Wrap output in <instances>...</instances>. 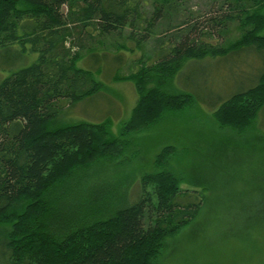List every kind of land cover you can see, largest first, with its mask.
Masks as SVG:
<instances>
[{
	"label": "trees",
	"instance_id": "trees-1",
	"mask_svg": "<svg viewBox=\"0 0 264 264\" xmlns=\"http://www.w3.org/2000/svg\"><path fill=\"white\" fill-rule=\"evenodd\" d=\"M180 1L157 0L141 29L135 0H0V48L30 44L39 55L0 83V255L6 264H155L166 239L198 217L201 202L187 201L188 191L169 170L172 148L157 156L154 165L160 171L143 178L133 204L116 188L87 187L85 175L97 162L119 153L126 135L194 104L191 94L168 92L188 61L250 47L264 51V0H233L234 7L221 8L230 14L209 20L224 28L216 34L224 39L229 22H238L241 34L215 45L205 41L213 32L198 33L193 22L182 21ZM132 12L136 18L130 17ZM168 18L176 22L160 39L170 40L164 48L170 47L150 64L140 61L136 71L112 78L133 83L138 95L120 136L113 134L111 120L60 125L63 103L72 109L106 89L97 78L100 66L79 67L82 52L97 65L95 46L106 47L112 38L124 40L130 31L133 36L147 32L151 41ZM111 47L128 50L118 42L106 48ZM262 108L264 74L256 86L223 102L214 117L221 128L243 133Z\"/></svg>",
	"mask_w": 264,
	"mask_h": 264
},
{
	"label": "rangeland",
	"instance_id": "rangeland-1",
	"mask_svg": "<svg viewBox=\"0 0 264 264\" xmlns=\"http://www.w3.org/2000/svg\"><path fill=\"white\" fill-rule=\"evenodd\" d=\"M135 1L141 16L138 27L144 29L157 0ZM233 4V0H183L179 15L182 21L193 22L198 33L213 32L205 41L215 45L240 37L238 22L227 24L224 39L216 34L224 28L209 23L217 15L221 19L229 16L219 10ZM132 14L131 18L137 17ZM174 22L175 18H168L151 41L147 32L133 36L130 31L124 40L112 38L107 42L106 47L118 42L128 50L95 46L97 65L82 52L85 59L79 67L96 70L100 66L103 71L97 78L106 89L72 109L63 103L66 111L58 116L60 125L111 120L113 134L120 136L138 95L133 83H115L112 78L117 72L128 75L136 71L134 66L140 61H155L158 53L170 47L164 48L170 40L160 39V35ZM38 56L30 44L25 49L20 44L0 48V83L31 66ZM119 56L120 63L115 61ZM263 74L264 51L253 47L225 57L188 61L168 92L191 94L194 104L169 113L147 130L126 135L119 153L86 170L87 187L116 188L118 194L129 196L128 204H133L142 191L143 178L160 171L154 165L157 156L165 148L173 149L169 170L180 179L181 189L188 191L186 200L201 202V211L193 223L166 239L155 264H264V108L243 133L221 128L214 117L223 102L256 86ZM0 264H6L1 255Z\"/></svg>",
	"mask_w": 264,
	"mask_h": 264
}]
</instances>
